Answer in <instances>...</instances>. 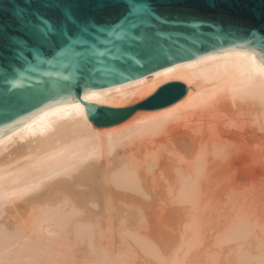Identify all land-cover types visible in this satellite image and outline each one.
<instances>
[{"label":"bare ground","instance_id":"bare-ground-1","mask_svg":"<svg viewBox=\"0 0 264 264\" xmlns=\"http://www.w3.org/2000/svg\"><path fill=\"white\" fill-rule=\"evenodd\" d=\"M262 56L219 49L84 89L89 103L123 107L187 85L176 103L110 127L70 97L0 137V264H264ZM216 194L225 213L210 206ZM161 206L185 219L177 212L181 232L157 241L141 230Z\"/></svg>","mask_w":264,"mask_h":264},{"label":"water","instance_id":"water-1","mask_svg":"<svg viewBox=\"0 0 264 264\" xmlns=\"http://www.w3.org/2000/svg\"><path fill=\"white\" fill-rule=\"evenodd\" d=\"M93 0H76L82 16L95 15L100 21H114L127 9L117 7L101 10L89 6ZM144 0H128L141 4ZM156 11L169 16H197L206 20H232L250 29H264V0H216L218 7L208 6V0H151ZM22 7L39 8L36 0H0V21L12 24L13 16ZM51 14V13H49ZM146 25L148 21L144 22ZM167 29L171 39H154L146 43L118 45L111 37L95 36L70 47L30 59L29 65L16 66L14 72H0V137L13 132L30 118L49 106L75 97L81 100L89 120L97 127H110L142 110H157L170 106L187 93V85L173 80L161 85L147 98L129 106L113 107L85 101L84 89L103 88L151 74L166 66L191 60L201 54L226 48L264 47V32H232L228 34L207 25ZM145 29L138 30V34ZM139 39V37H132ZM103 46V47H100ZM24 76L20 77L19 73Z\"/></svg>","mask_w":264,"mask_h":264},{"label":"snow or ice","instance_id":"snow-or-ice-1","mask_svg":"<svg viewBox=\"0 0 264 264\" xmlns=\"http://www.w3.org/2000/svg\"><path fill=\"white\" fill-rule=\"evenodd\" d=\"M39 8L22 7L13 16L12 24L0 21V72H14L16 66L29 65L30 59L43 55H52L88 39L96 44L95 36L111 37L115 44L138 42L146 43L154 39H171L167 29L207 25L228 34L232 32H264V29H250L243 23L223 19L206 20L197 16H169L158 13L151 0L141 4H128V0H93L90 7L101 10L117 7L121 3L127 9L114 21H100L95 15L82 16L77 11L76 0H36ZM31 0H29V4ZM208 6L218 7L216 0H208ZM51 13V14H49ZM148 21L146 25L144 22ZM145 29L138 34V30ZM139 37V39H132ZM103 47V46H100ZM264 52V47H262ZM264 60V56H262ZM264 72V68L261 69ZM20 77L24 73H19Z\"/></svg>","mask_w":264,"mask_h":264},{"label":"rangeland","instance_id":"rangeland-1","mask_svg":"<svg viewBox=\"0 0 264 264\" xmlns=\"http://www.w3.org/2000/svg\"><path fill=\"white\" fill-rule=\"evenodd\" d=\"M263 177V178H262ZM260 180H261V182H260ZM264 175H262V176H260L258 179H257V181L255 182V189H254V196L258 199V204L255 206V208H254V211H255V213H256V215H258V216H260V218L261 219H264L263 217H264ZM258 184V185H257ZM260 186V187H259ZM258 190V191H257ZM261 190V191H260ZM256 191V192H255ZM212 198H210L209 199V203H210V206H211V208L212 209H214V210H216V209H218V210H216V211H218V212H221V213H225L226 212V209H227V207L228 206H226V204L225 203H223L222 201H223V199L221 198V200L219 199H217V198H219V196L216 194V195H212L211 196ZM220 197H221V195H220ZM262 199V200H261ZM223 204H225V205H223ZM260 204V205H259ZM162 208L164 209V210H162ZM166 208H167V210H166ZM170 208V207H169ZM168 207H166V206H161L160 207V209L158 208V209H156L155 210V213L154 214H149L148 216H147V227L146 228H144L143 229V231L141 230V232L145 235V234H147V235H151L152 234V237L154 236L155 238H153L154 240H157L158 241V238H160L159 239V241L160 240H164V238H166V239H170V238H173L174 237V235L176 236V235H178L180 232H181V230L179 231V229H181L182 228V221L185 219V216H184V211H179V210H173L172 211V209L170 208L169 209ZM216 208V209H215ZM159 210H162V211H164V212H162V211H159ZM169 210V212H166V211H168ZM260 212H259V211ZM170 211H171V214H173V215H171V216H173V217H171V216H169L170 218H168L167 217V214H169L170 215ZM148 213L150 212V210H148L147 211ZM146 212V213H147ZM177 212H179V213H177ZM258 212V213H257ZM263 212V213H262ZM166 214V216H163L162 214ZM178 214L177 215V217H175L176 215L175 214ZM158 214V215H157ZM159 214H160V216H159ZM164 214V215H165ZM261 214V215H260ZM179 215L181 216V217H179ZM162 216V217H161ZM183 216V217H182ZM175 217V219L177 218V220L178 221H180V220H182L180 223L177 221V220H175V219H173ZM167 218V219H166ZM173 220H172V219ZM179 218H182V219H180L179 220ZM166 219V220H165ZM116 222H117V220H115ZM175 221V222H174ZM116 222H114V225H116V226H114L115 228H116V230L118 231V229H119V227H120V224H117ZM149 222H150V224H149ZM170 222V223H169ZM172 222V223H171ZM119 223V222H118ZM178 223V224H177ZM151 225V226H150ZM168 226V227H167ZM174 228H173V227ZM152 227V229H150L149 230V228H151ZM170 228L171 229H173V230H171V232H169L168 230H170ZM178 229V230H177ZM150 231V232H149ZM152 231V232H151ZM148 232V233H147ZM157 232V233H156ZM164 232V233H163ZM167 232H168V234H167ZM150 233V234H149ZM173 235H172V234ZM120 233H119V231H118V237H120V235H119ZM155 234H156V236H155ZM166 235V236H164V235ZM147 235H145V236H147ZM172 237H171V236ZM121 236H122V234H121ZM149 236H147V237H149ZM170 236V237H169ZM152 237L150 236V239H152ZM78 249V247L76 246V250ZM79 252V253H78ZM81 251L80 250H78L77 251V253L80 255L81 253H80ZM82 255V254H81ZM80 261H82V259L80 260ZM84 262V261H83Z\"/></svg>","mask_w":264,"mask_h":264}]
</instances>
